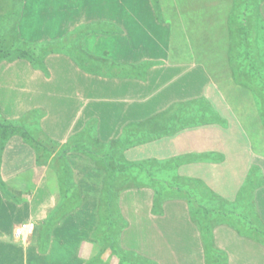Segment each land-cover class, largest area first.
I'll use <instances>...</instances> for the list:
<instances>
[{
    "label": "crops",
    "instance_id": "0c3cea01",
    "mask_svg": "<svg viewBox=\"0 0 264 264\" xmlns=\"http://www.w3.org/2000/svg\"><path fill=\"white\" fill-rule=\"evenodd\" d=\"M19 16L17 47L33 59L0 61V117L27 128L38 113L52 158L69 149V172L38 165L6 128L0 264H264V244L247 235L255 217L264 223V0H23ZM94 142L137 164L140 185L123 186L113 218L120 232L99 225L106 173L87 155ZM157 183L181 197L159 202ZM27 222L33 235L16 237Z\"/></svg>",
    "mask_w": 264,
    "mask_h": 264
},
{
    "label": "trees",
    "instance_id": "16d2710c",
    "mask_svg": "<svg viewBox=\"0 0 264 264\" xmlns=\"http://www.w3.org/2000/svg\"><path fill=\"white\" fill-rule=\"evenodd\" d=\"M236 9V8H235ZM255 12V10H254ZM235 15H233L234 17ZM32 47H26V46H18L15 50L11 51L10 49H5L3 42L0 41V61L4 58H9L12 55L17 57H28L30 59H33L32 54ZM249 51L248 47L245 46H231V55L232 54H238V55H247ZM233 70L236 71L235 66H233ZM255 81H258V79H254ZM245 81V80H243ZM2 122V123H1ZM1 117H0V143H1V137L6 135V128L11 130L20 131L22 138L24 139V142L30 146L36 155V163L38 165L47 164L49 168L53 171L54 168H56V161H58V167L62 169V167H66L67 172H69V165L67 164L64 153L68 152L69 149H67L64 153L58 154L57 158L53 157L57 144L49 138L44 132L42 131H36V134L34 136L30 135V131L27 132L22 127L12 125L11 123H5ZM6 138V137H5ZM4 138V139H5ZM93 146V147H92ZM92 146H89L90 149H87V155L94 160L97 165L103 167L105 170V186L102 191V197H101V204L98 208V216L100 217V224L103 226L104 219H108L107 227L110 228V231H113V229L117 231H121L124 229V223L119 220V222H113L114 217H121V210L119 206V195L123 191V186L128 188L129 186H139L140 183L138 182L137 177H140L139 174H136L135 171L137 169V164L133 162H129L127 160H117L116 158L112 157L114 156L112 151L108 149L104 144L101 142H94ZM78 149L81 148V146H77ZM94 148V149H92ZM2 147H0V150ZM105 152L106 157H100L102 153ZM109 153V156H108ZM99 156V157H97ZM142 168H140L141 172L147 173L142 174L143 178H148L150 176H153L149 173V170L144 165H141ZM139 170V169H138ZM164 171V170H163ZM164 172H161L160 174L163 175ZM146 175V176H145ZM160 176V175H158ZM123 182H125V185H122ZM158 186H160V189L155 192L157 196V200L160 201H167L174 198H180V195H177V193L181 194L182 192L176 191V190H166L163 189L165 187L164 184L157 183ZM163 187V188H161ZM159 207V206H157ZM249 224L254 225V232L253 233H247L249 235L254 234V239L256 241H259L264 244V223L259 221V219H256L254 222H250ZM245 226V225H244ZM100 231V228H99ZM115 237V235L111 234L110 239ZM109 239V240H110Z\"/></svg>",
    "mask_w": 264,
    "mask_h": 264
},
{
    "label": "rangeland",
    "instance_id": "374dc122",
    "mask_svg": "<svg viewBox=\"0 0 264 264\" xmlns=\"http://www.w3.org/2000/svg\"><path fill=\"white\" fill-rule=\"evenodd\" d=\"M22 1L23 0H0V24L5 28V29H3V31L1 30V32H0V36L2 37V36H4V34L5 33H7V36H8V38H10V37H12V43H13V39H15L16 40V44H12V43H10V44H8V40H7V42L6 41H4V43H3V45H4V47H5V49H7V50H14L12 47H17V45H18V43L20 42L21 43V41H20V39H19V35H18V30H16V21H18L19 19H20V17L21 16H19V14H20V12H21V6H22ZM60 1V0H59ZM77 1V0H76ZM2 12L4 13V14H2ZM35 17H33L32 18V20L34 19ZM15 25V26H14ZM38 25L36 24V23H32L31 24V28H33V27H37ZM10 30H12L13 32H14V30H15V33L14 34H12L11 32H10ZM19 46H21V45H19ZM11 57H15V56H11ZM255 98L259 101V99H258V97L257 96H255ZM261 102V101H260ZM9 105V104H8ZM4 107H6V105H4L3 106V108ZM262 113L264 114V111H262ZM39 119H40V115H38V113L37 114H32V115H29L25 120L27 121L28 120V124L31 126V127H27V128H25L24 130L25 131H27V132H31L30 133V135H32V136H34V134H36V131L37 130H41L42 132H44L43 131V129H41V128H39V123H38V121H39ZM19 126V125H18ZM19 127H21V126H19ZM9 130V129H8ZM11 130V129H10ZM45 133V132H44ZM9 135H11V137H12V135H16L17 137H20L21 139H22V136H21V133H20V131H16V130H11L10 131V133H9ZM10 140V139H9ZM24 157V156H23ZM27 160H29V158H27V159H22V158H16L15 159V162H16V164H18L19 163V165H18V167H25V165H26V161ZM12 161V160H11ZM21 161V162H20ZM138 171H140V170H137V172ZM136 173V172H135ZM144 175V174H143ZM143 175H141V178H143ZM146 176V175H145ZM140 178V179H141ZM144 179H146V178H144ZM48 178L46 179V184H50V183H48ZM166 187V186H165ZM4 191V193H2V195H4L5 196V198H7L8 199V197L7 196H9V190L8 189H5V190H3ZM42 192V191H41ZM47 194L46 192H43L42 194ZM7 195V196H6ZM78 197V195L75 193V196H74V201L77 203V202H79V199L77 198ZM75 198H77V201L75 200ZM2 204H6V203H4L5 202V200L4 199H2ZM248 203V202H247ZM243 204H246V202H244ZM220 205H223V203H221ZM248 205H250V203H248ZM252 207V206H251ZM5 208V207H4ZM252 209V208H251ZM244 211H245V209H244ZM243 213V212H242ZM4 215L5 216H7V220L9 221V213H8V210L5 208V212H4ZM241 215H243V214H241V212H240V214L239 213H236V212H234V213H232V214H228L227 215V220H230V221H232L234 224H233V227H235L236 225L239 227V225L240 226H242V223L241 222H239L238 224H237V221H238V218L241 216ZM11 216V215H10ZM12 216H14L13 214H12ZM16 217H21V215H15L14 217H12V218H14V220H15V218ZM199 217H197V219H198ZM12 222H13V219H12ZM3 225V224H2ZM36 225V224H35ZM0 227H2V226H0ZM247 231H248V233H253L254 232V225H252V224H249L248 225V229H247ZM248 235V237L250 238V240H255L253 237H254V234H252V235H249V234H247ZM256 241V240H255ZM258 242V241H257ZM259 243H261V242H259Z\"/></svg>",
    "mask_w": 264,
    "mask_h": 264
},
{
    "label": "built area",
    "instance_id": "2783aa9c",
    "mask_svg": "<svg viewBox=\"0 0 264 264\" xmlns=\"http://www.w3.org/2000/svg\"><path fill=\"white\" fill-rule=\"evenodd\" d=\"M35 223L27 222L15 228V235L18 238H27L33 235L35 232Z\"/></svg>",
    "mask_w": 264,
    "mask_h": 264
}]
</instances>
